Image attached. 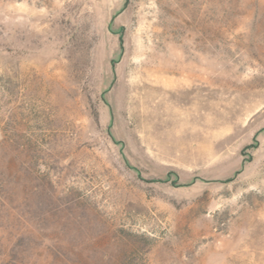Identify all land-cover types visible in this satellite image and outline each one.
<instances>
[{
  "label": "rangeland",
  "instance_id": "rangeland-1",
  "mask_svg": "<svg viewBox=\"0 0 264 264\" xmlns=\"http://www.w3.org/2000/svg\"><path fill=\"white\" fill-rule=\"evenodd\" d=\"M0 264H264V0H0Z\"/></svg>",
  "mask_w": 264,
  "mask_h": 264
}]
</instances>
